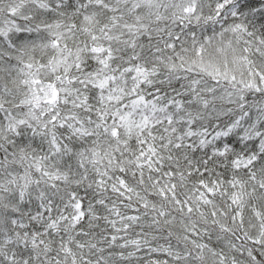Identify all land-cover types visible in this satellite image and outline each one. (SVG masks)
Here are the masks:
<instances>
[{"label":"snow or ice","instance_id":"snow-or-ice-1","mask_svg":"<svg viewBox=\"0 0 264 264\" xmlns=\"http://www.w3.org/2000/svg\"><path fill=\"white\" fill-rule=\"evenodd\" d=\"M0 264H264V0H0Z\"/></svg>","mask_w":264,"mask_h":264}]
</instances>
